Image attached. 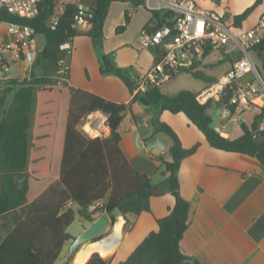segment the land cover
Segmentation results:
<instances>
[{"label": "trees", "instance_id": "1", "mask_svg": "<svg viewBox=\"0 0 264 264\" xmlns=\"http://www.w3.org/2000/svg\"><path fill=\"white\" fill-rule=\"evenodd\" d=\"M57 1L45 0L40 15L33 20L20 19L0 11V23L14 22L33 26L39 34H45L48 40L44 54L37 56L35 62L39 65L48 62L43 74L31 72L23 80L7 79L5 76L0 80V218L22 209L18 224L0 245V264H56L65 242L73 239L67 230L77 216L89 222L96 220V215L88 212L91 204L103 200L104 207L100 214L109 215L114 222L117 214L125 217V232L133 224L128 220V215L139 216L143 212H150V199L159 193L150 177L136 170L120 147V127L127 105L112 102L83 89L72 88L60 180L51 185L39 199L28 204L27 169L36 93L38 89L57 82L54 76L62 74L63 61L71 55L74 38L83 34L94 40L104 38V26L112 3L125 0H86L94 12L93 27L87 33L72 28L75 14L73 4L65 7L56 30L49 27ZM131 1L136 7L142 4L141 0ZM262 3L263 0H256L252 7L234 18L235 24L241 26ZM169 16L168 13L155 12L152 19L158 22V27H162ZM130 21L126 13L125 24L119 26L116 32L120 34L126 31ZM152 51L158 60L159 52ZM254 53L258 60V70L263 76L264 42L254 48ZM198 65L192 67L193 76L204 80L209 86L213 85L216 79L199 70ZM102 73L120 77L134 92L130 71L117 67L112 55L103 57ZM65 74L69 77L68 72ZM198 95L191 91L165 95L157 87L135 95L133 102L140 100L158 106L162 111L184 113L203 132L212 147L248 155L264 166V138H254L264 110L256 108L246 114L239 123L242 135L236 139H227L215 131L214 120L208 114L213 102L200 104ZM96 110L110 114L111 134L107 138L88 139L78 130L83 118ZM235 110L234 106L231 107L232 113ZM153 124L159 132L173 140L169 151L170 160L159 159L165 166L167 185L175 197V206L167 217L158 220L159 230L151 232L130 257L119 264H200L184 255L180 246L188 229L190 203L181 194L179 171L183 160L193 155L198 145L186 149L171 126L159 119L154 120ZM261 135L264 137V133ZM70 204L77 205L78 209H73ZM101 256L99 253L93 254L87 264H109Z\"/></svg>", "mask_w": 264, "mask_h": 264}, {"label": "crops", "instance_id": "2", "mask_svg": "<svg viewBox=\"0 0 264 264\" xmlns=\"http://www.w3.org/2000/svg\"><path fill=\"white\" fill-rule=\"evenodd\" d=\"M58 3L59 0L55 9L65 8L66 5ZM130 3L133 2L130 0ZM197 3L202 9L216 11L235 22L234 18L252 7L256 0H197ZM133 7L138 10L139 6L133 4ZM126 13L131 18L130 24L134 20L133 14L125 7L123 25ZM263 14L264 0L239 27L254 26ZM152 18L151 13L142 25L140 33ZM0 32L6 40L9 39L3 25H0ZM115 33L119 34L116 30ZM108 38L109 36L105 39ZM80 39H86L84 45L79 44ZM136 42L138 43V38ZM94 45L95 40L88 35L74 38L69 56L72 64L74 63L71 72L64 69V60L62 74L54 76L57 82L38 89L36 93L27 169L28 204L35 202L51 185L60 180L71 89H83L112 102L127 105L120 127V147L130 164L140 173L148 175L159 192L150 199V212H143L139 216L128 215V220L133 224L127 231L124 232L126 218L117 214L116 223L122 221L121 240L112 253L101 254V257L109 264L126 261L151 232L159 230L158 220L167 217L175 206V197L167 185L165 166L159 159L170 160L169 151L173 140L154 126L153 121L159 119L174 129L184 148L190 149L198 145L197 151L183 160L179 171L181 194L190 203L188 229L180 243L183 254L200 264H264V166L259 160L248 155L212 147L203 132L184 113L162 111L158 106L148 105L140 100L133 102L135 95L120 77L102 73V60ZM127 46L125 41H120L112 49V54L107 51V55L113 56L117 67L140 73L147 71L155 63V52L143 47L142 50H137ZM212 54L216 56L209 60ZM217 54L222 55L220 51H211L198 65L199 70L205 68L203 72L215 78L216 82L229 71L232 63L231 59L221 58ZM12 65L23 72L20 77L8 74ZM219 65L224 67L219 75L210 76L206 73L205 70L214 69ZM33 66V70L28 72L26 64L11 63L4 76L7 79L23 80L28 78L31 72L36 75L43 74V68L35 70ZM65 72H68L69 77H66ZM131 81L133 83L132 78ZM168 82L160 87L163 93V87ZM209 87L206 83L204 90ZM1 89L2 85L0 91ZM212 111H216L218 119L214 126L225 125L228 132L225 138L236 139L242 135L239 126L241 119L253 110L243 112L236 109L227 117L222 107L213 104L208 114L214 120ZM227 126L231 127L230 131ZM69 206L78 209L77 205ZM21 215L22 209L19 208L7 217L0 218V245L18 224ZM106 216L111 219L109 215ZM98 217L96 216V219ZM80 219L84 221L85 226L77 234L69 232L68 228L67 232L73 239L65 242L56 264H79L77 258L84 254L83 251L80 250L69 257L68 250L73 240L90 225L89 221L81 217ZM88 245L90 243L83 248ZM93 254L95 252L90 254L84 264L88 263Z\"/></svg>", "mask_w": 264, "mask_h": 264}, {"label": "built area", "instance_id": "3", "mask_svg": "<svg viewBox=\"0 0 264 264\" xmlns=\"http://www.w3.org/2000/svg\"><path fill=\"white\" fill-rule=\"evenodd\" d=\"M44 1L0 0V11L20 19L33 20L40 15ZM141 1L152 14L163 12L170 16L162 27H158L155 19L151 20L138 37V43L143 48L159 52V59L145 72H130L134 95L161 87L181 73L183 66L188 70L203 62L208 52L220 51L232 60L231 67L218 82L198 95L199 103L212 101L223 108L227 117L231 116L233 106L243 112L256 108L264 110V77L252 57L254 48L264 42V14L254 26L241 28L216 11L202 9L197 0ZM70 4L75 7L72 28L79 32L90 31L94 20L91 7L85 0H72ZM64 11V7L55 9L49 22L52 30H56ZM0 25L4 26L9 37L6 40L0 32L2 79L11 63L22 62L30 67L35 64L39 33L33 26L21 23L1 22ZM109 118L110 114L102 110L93 111L83 118L78 130L88 139L107 138L111 134ZM214 129L222 137L227 136L225 125L218 124ZM262 133L264 114L254 138H264ZM103 207L104 201L98 200L88 207V212L99 216Z\"/></svg>", "mask_w": 264, "mask_h": 264}, {"label": "rangeland", "instance_id": "4", "mask_svg": "<svg viewBox=\"0 0 264 264\" xmlns=\"http://www.w3.org/2000/svg\"><path fill=\"white\" fill-rule=\"evenodd\" d=\"M70 1L71 0H59L58 4L68 5L70 3ZM85 3L87 4L86 0H85ZM125 7H127L128 11L133 14L134 20L128 26V28L125 32H123L122 34H116L115 33L116 28L123 25V23H124L123 13H124ZM259 7H260V5L257 6L255 8V10ZM150 14L151 13L145 8L143 3L141 4V6L138 7V10L134 9L133 3H130V0H127V2L125 0V2L124 1L123 2L122 1H118V2L116 1L115 3H113L112 7L110 8L109 15H108L106 23H105L104 38L100 39L99 43H96V40H95L94 47H95L96 52L100 56L101 60H103L104 56H107V51H111L110 53L112 54L113 53L112 49L114 47H116L120 41H125L126 44L128 45L127 47L130 49L134 48L137 50H142L141 49L142 46L139 43H137L136 40H137L138 36L140 35V29H141L142 25H144L146 23ZM228 21L232 22L231 19H228ZM108 36H109V38L105 39ZM85 40L86 39H80L79 44L84 45ZM106 40H108V41H106ZM111 54H108V56ZM218 55L219 54H217V56ZM215 56H216V54H212L210 56L209 60L211 58L214 59ZM129 57L130 56H126V58H129ZM219 57L223 58L224 56L220 54ZM252 57H253V60L258 67V60H257L256 54L254 53V51L252 52ZM46 64H48V62L45 61L42 65L36 64L33 67L35 68V70H37L39 68L44 69ZM72 66H74V63L72 64L71 59L69 57L66 58L65 63H64V69L70 70V72H71ZM11 67H12V69L9 71V73H8L9 75L11 74V75H16V76L20 77L23 74L22 71L17 70V67L15 65H12ZM75 67H77V62L75 63ZM28 68H29L27 70L28 72L33 70L30 66H28ZM223 68H224L223 66L219 65L218 67H216L214 69H208L205 71L210 76H217L222 72ZM203 69H205V68H203ZM203 69H202V71H203ZM193 70H194V68H191L190 71L187 70V71H182L181 73H179L175 78H173L170 82H168L163 87L164 93H166L167 95H175L181 91H191V92L197 93V92H201L202 90H204L206 87V82L202 79H198V78L194 77L192 74ZM212 115L214 117V123H217L218 119L216 116V111H212ZM227 129L230 131L231 127L227 126ZM119 223H122V221L120 220V222L116 223V225H119ZM84 226H85L84 221L81 220L79 216H77L75 222L71 225V227H69V232L77 234L81 229H83ZM110 234H112V232Z\"/></svg>", "mask_w": 264, "mask_h": 264}, {"label": "water", "instance_id": "5", "mask_svg": "<svg viewBox=\"0 0 264 264\" xmlns=\"http://www.w3.org/2000/svg\"><path fill=\"white\" fill-rule=\"evenodd\" d=\"M100 39L96 40V43H99ZM48 43L47 37L45 34H38L37 38V52L38 55H43L45 52L46 45ZM183 71L187 70L186 66L181 68ZM17 88L15 89V91ZM14 91V92H15ZM116 222L107 217L105 214L99 215V217L90 222V225L79 235L77 236L69 250L68 256H73L76 252L80 251L81 248L88 243H100L104 240H109L111 238V232L115 229ZM122 232V231H121Z\"/></svg>", "mask_w": 264, "mask_h": 264}, {"label": "bare ground", "instance_id": "6", "mask_svg": "<svg viewBox=\"0 0 264 264\" xmlns=\"http://www.w3.org/2000/svg\"><path fill=\"white\" fill-rule=\"evenodd\" d=\"M121 231L122 228L121 224L119 223V225H115V229L113 231L114 233L109 240L107 239L100 243H93L86 246L85 248H82L81 251H83L84 254L78 256L77 262L79 264H84L92 252L104 255L112 253L121 240Z\"/></svg>", "mask_w": 264, "mask_h": 264}]
</instances>
